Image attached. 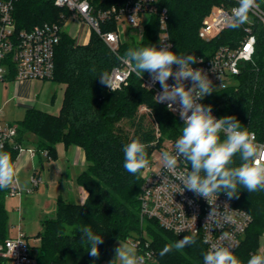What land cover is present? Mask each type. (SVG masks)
Listing matches in <instances>:
<instances>
[{
	"label": "trees",
	"instance_id": "1",
	"mask_svg": "<svg viewBox=\"0 0 264 264\" xmlns=\"http://www.w3.org/2000/svg\"><path fill=\"white\" fill-rule=\"evenodd\" d=\"M122 1L91 0L97 9ZM257 2L261 5L260 0ZM225 3L227 0H159V7H165L168 12L171 51L206 57L213 47L239 40L242 37L240 27L222 32L210 44H205L198 37L203 18L214 7ZM61 14L68 15L56 8L52 0H16L13 11L15 29H30L45 22L63 27ZM114 29L112 21L101 26L102 31ZM158 31V19L153 16L144 27L141 41L128 39L120 46V54L123 55L128 48L158 47ZM254 34L253 64H243L236 84L212 92L205 97L203 104L211 105L212 113L218 119L234 116L242 127L264 141V29L256 24ZM9 64L12 69V63ZM116 64V57L95 32H90L86 44L77 45L62 30L55 49L52 79L64 86L60 111L54 115L29 109L17 122L19 143L33 145L38 152L46 150L50 159L55 158L57 143L67 147L78 146L83 149L87 161L86 169L77 177V184L86 192V197L79 204L66 202L60 197L57 199L55 217L42 220L41 231L36 235L39 239L35 246L37 261L39 264L91 263L97 258L87 253L88 248L81 243L82 234L79 233L81 227L90 226L96 234H102L104 241L99 245L98 262L108 257L113 260L115 243L130 240L144 229L159 264H203L205 249L200 239L196 238L195 244L181 251L173 250L161 255L165 245L183 236L162 229L153 220L141 221L139 217L141 173L134 176L124 169L122 148L133 138L140 137L148 145L149 158L155 136L150 125L145 126L144 115L138 114V107L145 105L152 110L160 127L161 140L178 138L183 124L162 104L155 102L154 93L144 89L135 75H131L120 89L109 91L98 75L110 73ZM10 74H14L13 71ZM123 119H128L134 127L132 137L119 127ZM28 134H34L35 141H29ZM0 150L7 151L15 160L17 151L12 147ZM235 160L239 164L238 156ZM6 190H0V242L7 237ZM239 191L238 198L230 200L252 217L245 239L236 253L241 264H247L250 253L257 249L264 234V191L250 193L242 187ZM142 222L145 223L143 228L140 226ZM0 264H6L2 258Z\"/></svg>",
	"mask_w": 264,
	"mask_h": 264
},
{
	"label": "built area",
	"instance_id": "2",
	"mask_svg": "<svg viewBox=\"0 0 264 264\" xmlns=\"http://www.w3.org/2000/svg\"><path fill=\"white\" fill-rule=\"evenodd\" d=\"M15 1L0 0V82H3L6 75L12 71L17 80L52 81L54 54L60 41L61 32L67 23H75L77 20L88 24L90 32H95L116 57L117 64L112 67L109 73L114 79L115 91L125 85L131 75L136 76L131 67L119 59L122 56L119 52L120 46L123 44L120 29H126L136 42H140L145 25L151 17L155 16L158 19V47L170 44V50H172L168 12L165 7H159V0H123L120 4L103 9H97L91 0H52L56 8L68 13L66 17L61 14V18L64 20L63 27L57 23L45 22L20 31H16L13 20ZM260 2L261 5L256 0L258 6L249 13L248 22L240 26L242 37L239 40L213 47L212 52L206 57H196L197 63L193 65V68L202 69L207 74L215 88L213 92L235 85L242 65L253 64L256 44L254 29L256 24L264 29V0H260ZM238 6L239 0H227V3L214 7L200 24L199 39L205 44H210L222 32L232 28L224 23V19L231 15ZM111 21L115 23V29L102 31V24ZM135 32L140 35H135ZM128 38L130 37L128 36ZM139 80L144 89L154 93L156 100L155 96L162 90L159 83L153 84L150 74L143 75V78H139ZM173 83L174 80L170 78L169 84ZM184 83L186 87H191L190 80H186ZM106 88L113 91L108 86ZM204 99L205 97L199 102L203 103ZM159 104H162L183 124L178 111H169L167 102ZM176 107L178 109V105ZM140 110L150 112L146 106H141ZM212 114L217 118L214 113ZM154 136L155 140L152 144L156 148L148 158L149 166L141 171V186L138 195L141 221L153 220L162 229L176 236L195 234L196 238L200 239L204 245L205 252L212 244L222 243L230 245L236 255L251 225V215L246 210L234 206L225 194H220L216 205L224 215L231 216L232 221L225 222L221 215L217 218L219 227L216 223H208L207 218L212 206L205 198L192 191L176 192L177 188L182 190V185L162 166L160 154L166 150L172 151L178 138L161 140L158 129ZM255 140L259 144H264V141L259 140L256 134ZM8 146L17 151L14 160L16 171L23 156L32 159L40 155L50 159L46 150L38 152L33 145L17 141V125L0 122V149ZM185 166V162L181 160L179 170H183ZM165 177L167 180L164 182ZM28 181L31 187L26 192H32L41 179L33 174L30 175ZM23 192L24 190L18 182L6 190L5 197H15L20 200ZM18 208L20 209V203ZM206 223L208 224L205 225ZM225 231L230 233L229 239H222L221 233ZM38 241L37 237L28 239L17 228L14 237L7 236L0 242V258L6 264H39L37 257L32 252ZM129 241L136 245L137 254L145 256L146 264H159L157 254L151 248L149 239L135 236ZM253 254H264V238H260L257 249L250 253V257Z\"/></svg>",
	"mask_w": 264,
	"mask_h": 264
},
{
	"label": "clouds",
	"instance_id": "3",
	"mask_svg": "<svg viewBox=\"0 0 264 264\" xmlns=\"http://www.w3.org/2000/svg\"><path fill=\"white\" fill-rule=\"evenodd\" d=\"M257 6L256 0H239V6L224 19V23L239 28L248 22L249 13ZM170 48V44L128 48L119 59L129 65L140 79L149 73L153 84L158 82L162 89L155 96L157 103L167 102L169 111H178L183 121L181 135L172 151L160 154L162 166L182 185V190L177 188L176 192L189 190L207 200L212 206L208 223H216L219 227L217 218L221 215L225 222L232 221V217L224 215L216 205L221 193L232 199L238 198L241 187L250 193L264 191V144L257 143L255 134L242 127L234 116L217 119L212 114L211 105L199 102L214 91L212 81L202 69L193 68L197 63L194 55L179 54ZM98 76L102 84L115 91L114 79L108 72ZM170 78L174 80L171 85ZM186 80L192 82L191 87H186ZM147 147L140 137L123 146V167L127 172L135 176L149 166ZM237 156L239 164L235 160ZM181 160L186 164L183 170H179ZM166 180L167 177L164 182ZM18 182L10 153L0 150V190ZM79 233L82 234L81 243L88 248L87 253L98 259L99 245L104 242L102 234H96L90 226L81 227ZM221 236L229 239L230 233L225 231ZM195 243V234L185 235L165 245L160 254L181 251ZM202 259L203 264H241L231 246L222 243L212 244ZM111 264H146V261L144 255L137 254L135 244L120 241ZM247 264H264V254H253Z\"/></svg>",
	"mask_w": 264,
	"mask_h": 264
},
{
	"label": "rangeland",
	"instance_id": "4",
	"mask_svg": "<svg viewBox=\"0 0 264 264\" xmlns=\"http://www.w3.org/2000/svg\"><path fill=\"white\" fill-rule=\"evenodd\" d=\"M77 29V36H76V43L77 44H85L87 42L89 34H90V28L88 24L82 22V21H75V23H68V25H65L63 30L65 32H70L73 28ZM121 31V40L124 43L128 40V31L126 29H120ZM236 84V83H235ZM26 86L24 84L20 85V98L24 99V95L26 93ZM56 90V95L54 99V103L52 105V109H54V112H58L59 108L62 105L63 95H64V86L62 84H58L53 81H48V83L45 84L43 91L41 92V96L39 97L38 101L43 102L45 99L47 93L54 92ZM9 93V88H4V93L1 99L0 103V120L2 121H8V122H14L17 125V122L22 120L26 110L23 105V103L14 105L11 102L6 101ZM155 100V99H154ZM156 102V100H155ZM157 103V102H156ZM159 104V103H158ZM145 106V105H141ZM141 106L138 107V114L144 115L145 118V126L147 127L150 125L152 128V131L155 133L157 129L159 130L160 134V127L155 119L153 112L150 108V112H143L141 111ZM36 110V109H35ZM42 112V111H41ZM46 113V112H44ZM49 114V113H48ZM174 117V116H173ZM119 127H121L124 131H127L130 133V136L134 134V127L131 126V122L128 119H123L118 124ZM29 141H35L36 137L34 134H28L27 135ZM155 145L153 144V148L150 152V155L155 150ZM47 159V158H46ZM51 160V159H49ZM28 172L24 171L22 173V182H26V174ZM57 188H53L52 186L49 187L48 193L46 194L44 192L43 186H40L37 190H34L33 192H23L20 200L19 198H5L4 199V206L7 213V236L14 237L16 235L17 231V223H18V217H19V203L21 206L20 211V217L21 218V226L22 231L24 232L25 236L28 239H32L38 232L41 231V222L44 220L43 218H54L55 214L53 215V209L54 205H56L57 201ZM145 225L144 222L141 223V227L143 228ZM134 236H142L145 238H149L147 233L143 230H141L140 233L135 234ZM260 238H264V234L261 235ZM124 243H130L129 240L122 241ZM260 243V239H259ZM258 243V244H259ZM120 241L116 242L114 245V254L115 249L119 246ZM33 255L37 257L38 250L37 248L32 249ZM111 257L105 258L103 261H99L98 264H111Z\"/></svg>",
	"mask_w": 264,
	"mask_h": 264
},
{
	"label": "crops",
	"instance_id": "5",
	"mask_svg": "<svg viewBox=\"0 0 264 264\" xmlns=\"http://www.w3.org/2000/svg\"><path fill=\"white\" fill-rule=\"evenodd\" d=\"M66 25H68V23ZM76 32H77L76 27L75 29L73 28L70 32H68V34L74 39L75 44H77ZM135 35L139 36L140 34H138V32H135ZM128 36L130 37L128 38L129 40L135 41L130 34H128ZM87 42H85V44ZM46 83H48V81L17 80L14 74H8L6 75L4 81L0 82V103L4 93V88L8 87L9 93L6 101L11 103L13 102L12 104L14 105L23 103L26 111L29 109H36L49 114L57 115L61 107L56 113L54 112V109H52V105L54 103V99L56 95V90L54 92L47 93L43 102L38 101ZM22 84H24L27 88L26 93L23 94L25 97L24 99L20 98V93H19L20 85ZM0 122L16 124L14 122H8L2 120H0ZM86 166H87V161L85 158V153L82 148L78 146L67 147L63 143H57L55 145L54 159L49 160L46 159L44 156L29 159L27 156H23L17 165V171H18L20 186L25 192L27 189L31 187L28 179L30 175L34 174L40 177L41 182L38 184L37 187H35L32 190V192L34 190H37L40 186H43L44 192L47 194L49 187L52 186L53 188L58 189L56 191V193L58 194L57 199L60 197L66 202L79 204L84 201L86 197V192L77 184V177L81 172H83L86 169ZM24 171L28 172L26 174V182L21 181L22 173ZM10 198H15V197H10ZM55 208L56 205H54L53 215L55 214ZM20 211L21 209H19V217H20ZM19 217H18L17 228H19L22 231V226L20 221L21 218L19 219ZM43 219H47V218H43ZM36 235L32 238H35Z\"/></svg>",
	"mask_w": 264,
	"mask_h": 264
},
{
	"label": "water",
	"instance_id": "6",
	"mask_svg": "<svg viewBox=\"0 0 264 264\" xmlns=\"http://www.w3.org/2000/svg\"><path fill=\"white\" fill-rule=\"evenodd\" d=\"M97 262H98V259H95V260H93L91 263H89V264H97Z\"/></svg>",
	"mask_w": 264,
	"mask_h": 264
}]
</instances>
